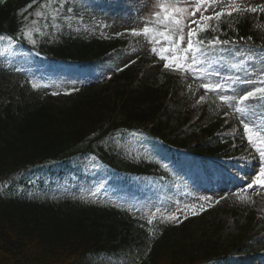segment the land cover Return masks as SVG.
I'll list each match as a JSON object with an SVG mask.
<instances>
[{
    "label": "trees",
    "instance_id": "1",
    "mask_svg": "<svg viewBox=\"0 0 264 264\" xmlns=\"http://www.w3.org/2000/svg\"><path fill=\"white\" fill-rule=\"evenodd\" d=\"M86 3L88 0L0 2V35L17 39L14 46L27 67L50 65L87 72L97 65L87 72L90 84L67 91L65 101L40 97L26 101L23 92L28 88L35 91L24 83L16 105L0 106V264H81L95 256L107 264L248 263L242 261L251 257L259 240L243 210L231 211L240 227L228 244H189L185 235L173 236L172 220L159 216L149 225L136 215L125 196H118L115 188L103 187L108 169H115L118 163L135 176L158 174L168 180L169 164L179 160L176 148H199L194 153L205 156L227 154L229 148L213 133L218 123H209L206 114L192 126V135L171 130L169 112L162 104L167 90L153 82L157 74L164 83L174 75L159 68L152 73L160 65L157 59L141 56L134 65L107 78L98 74L100 62L113 51L125 49L127 40L124 34L97 32L88 29L83 20L66 17ZM36 11L42 17H36ZM236 28L240 37H253L248 22ZM22 32H30L31 37ZM210 37L207 30L199 39ZM16 54L11 49L0 54V71ZM96 84L100 85L98 91L92 87ZM196 126L204 138L189 146ZM149 151L162 153L164 159L148 156ZM82 162L102 166V178L84 179L74 170ZM66 169L73 172L63 179ZM55 175L59 183L68 181L59 193L46 184L47 180L54 183L51 177ZM109 180L121 186L130 182H118L112 176ZM132 228L136 236L129 234Z\"/></svg>",
    "mask_w": 264,
    "mask_h": 264
},
{
    "label": "rangeland",
    "instance_id": "2",
    "mask_svg": "<svg viewBox=\"0 0 264 264\" xmlns=\"http://www.w3.org/2000/svg\"><path fill=\"white\" fill-rule=\"evenodd\" d=\"M197 2L198 0H88L86 5L77 8L66 17L75 18L77 21L83 20L82 22L88 29L97 32L120 33L128 36L127 48L120 53L112 54L106 61L101 62L98 74L107 78L124 68L125 65H134L135 63L132 61L136 62L141 56L155 57L159 60V57L153 54L150 49L164 47L166 44H151L149 43L152 38L151 34L148 37L134 36L129 30H140L146 24L153 29H159L160 26L156 23L154 13L160 11V3L186 7L191 11ZM259 4H264V0H219L214 9L209 7L204 14L211 15L213 10L220 11L221 7H224L225 13H227L234 6L244 8L248 5ZM169 13L171 14V8ZM199 15L197 13V18ZM245 18L250 21V31L260 42V45L253 44L250 37L236 38L235 25ZM209 26L213 38L202 45L205 55L196 53L197 66L200 68L201 74L194 76L192 72L182 73L169 70V73L174 77L164 83V78H158L157 74V80L155 78L153 83L157 86L163 85L167 90L162 104L169 112V126L172 130L189 133L190 126L199 121V118L205 113L206 120L218 119L222 122L218 133L225 140V147L229 148L232 145L227 140L234 139V145H238L235 152L239 155L227 160L215 157L207 158L204 159L205 162L202 161V164L186 154L184 159L174 165V180L168 183L155 176L136 179L131 177L122 165L117 164V171H111L112 175L110 176L117 177L118 182L125 178L132 182L124 186L116 185L114 182H109V176H105L104 179L107 181L102 185L106 189L115 188L118 196L125 195L128 201L135 206L136 215L141 214L140 217L146 221L152 212H156L157 208L160 211L156 212L153 219L159 216L167 218L170 215L179 217V222L173 220L174 224L171 227L174 237L185 235L188 237L189 244L206 245L213 241L226 245L237 237L240 227V223L236 222V218L229 213V210L233 208L247 210L252 227L259 222H264V189L257 187L254 191L247 188L255 171V161L251 159L254 150L249 147L246 139H242L243 128L239 123L242 117L240 114H234V107L230 106L234 101L223 102L219 99L220 95H228L234 96L238 100L246 90L264 86L260 83L264 79V50H260L261 47L264 48V13L233 12L232 16L225 14L219 21L216 19L209 21ZM222 26L226 28V31L222 30ZM186 31L187 29H185ZM216 37L221 41H229V43L213 47L210 42ZM10 49L16 51L17 54L13 61L8 59L5 64L6 69L0 71V106L2 107L8 103L13 105L18 103L20 89L24 83L30 84L31 89L35 91L28 88L23 92L26 101L40 97L55 102L65 101L67 91L79 89L86 83L90 84V78L87 75L92 72L91 69L87 73L78 69L65 71L50 65L39 68L27 67L23 62L22 54H18L14 44L9 46L6 41H0V54H5V51ZM163 63L160 61V65H155L151 72L155 73L158 68L160 72L167 71L163 68ZM208 72H219L220 76H209ZM238 76L251 81V83H236L230 88L225 87L220 92H206L200 87L202 83H225L223 77H231L232 80L226 83L232 84V81H235ZM33 83L37 87L33 88ZM92 87L94 90H100L99 84L92 85ZM54 92L59 94L53 95ZM201 96L205 99L198 103ZM243 106L254 110L256 116L261 117L257 123H264V108H261L257 101H246ZM243 118L253 119L254 117L249 115ZM195 128V136L200 137L199 128L197 126ZM191 142L194 144V140ZM148 156L163 159V154L159 152L151 151ZM71 172L73 171L66 170L62 177H67ZM102 172V168H95L88 164L86 169L81 171V176L84 179L89 177L95 181L97 178H102ZM56 178L54 176L51 179L54 183L49 184L47 181L46 184L48 187L54 188L55 193H59L61 187L68 186V181L59 183ZM73 179H76L75 175ZM204 197L209 199L205 200ZM217 201L219 202L217 203ZM193 208L196 210L195 215L190 211ZM209 209L213 211L209 213ZM215 209L219 211H214ZM185 229H188L189 232L186 233ZM131 230L132 235L137 233L134 228ZM260 231H262L261 226L258 227L260 235L257 236L260 242L258 247L261 249L256 250L255 264H264V248L262 249L264 234H261ZM107 263L106 260L95 256L81 264Z\"/></svg>",
    "mask_w": 264,
    "mask_h": 264
},
{
    "label": "snow or ice",
    "instance_id": "3",
    "mask_svg": "<svg viewBox=\"0 0 264 264\" xmlns=\"http://www.w3.org/2000/svg\"><path fill=\"white\" fill-rule=\"evenodd\" d=\"M0 2H2V0H0ZM37 2L38 0H32V4H36ZM51 2L52 0H48V3ZM218 3L219 0H198L195 7L191 11H189L186 7H177L176 5L160 3V11L154 13L156 23L160 26L159 29H153L146 24L140 30L130 29L129 31H131L134 36L144 35L145 37H148L151 34L152 38L149 40V43L151 44H166L164 47H152L150 49L153 54L159 57L160 61L164 62L163 68L165 70H174L182 73L192 72L194 76H196L201 74V70L197 66L196 53L205 55V51L202 47L204 42L199 39V36L200 33L209 30V21L213 19L219 21L225 14L232 16L233 12L239 13L241 11H245L249 13H264V4H259L255 6L248 5L244 8L234 6L228 10L227 13H225L224 7H221L220 11L213 10L211 15L204 14V12L208 11L209 7L214 9ZM32 4H29L28 7L31 8ZM43 7H47V4L43 5ZM170 8L171 14L169 13ZM25 11H27V9H25ZM67 11L72 12V9L68 8ZM197 13L200 14L198 18ZM42 15L43 13L40 11L35 12L36 17H42ZM24 19L27 20V16H25ZM32 23L36 24L37 21L33 19ZM185 29H187L186 32ZM22 34L28 36L29 38L31 37L30 32H22ZM117 35H120V33H117ZM249 39H251V37ZM0 41H6L9 46L17 43V39L12 35H0ZM32 43L34 44L35 41L33 40ZM228 43L229 41H221L218 37L214 38L210 42L213 47L218 44L224 45ZM181 45L184 46L182 47ZM132 63H135V61H132ZM127 66L128 65H125V67ZM233 67H235V65H233ZM207 74L209 76H220L219 72H208ZM222 79L225 83H202L200 87L206 92H220L225 87L230 88L236 83H251V81L243 79L239 76L235 81H232V84L226 83L227 81L232 80L231 77H223ZM260 83L264 84V79H262ZM32 87L35 88L37 85L33 83ZM52 94L58 95L59 93L54 92ZM204 99L205 98L201 96L198 103L204 101ZM219 99L223 102L234 101V103L230 106L234 107V114H240L242 117L239 120V123L243 128L242 139H246L249 147L254 150V154L251 159L252 161H255V171L250 182L247 184V188L253 189L254 191L257 187L264 189V123H257V120L261 119V117L256 116L254 110H249L243 106L246 101L255 100L261 108H264V86L253 87L251 90H246L239 96L238 100L236 97L228 95H220ZM226 115H228V113H226ZM249 115L254 118H243ZM91 159L95 160V157H92ZM92 195H95V193H92ZM257 195H259V193H257ZM203 199L208 200L209 198L204 197ZM218 202L219 201H217V203ZM159 211L160 209L157 208L156 212ZM190 211H192L193 215L196 214V210L194 208L190 209ZM156 212H152L147 219V223L149 225L152 224ZM167 219L179 222V217L176 215H170Z\"/></svg>",
    "mask_w": 264,
    "mask_h": 264
},
{
    "label": "bare ground",
    "instance_id": "4",
    "mask_svg": "<svg viewBox=\"0 0 264 264\" xmlns=\"http://www.w3.org/2000/svg\"><path fill=\"white\" fill-rule=\"evenodd\" d=\"M253 172V171H252Z\"/></svg>",
    "mask_w": 264,
    "mask_h": 264
}]
</instances>
